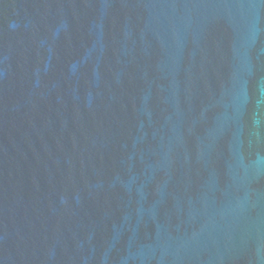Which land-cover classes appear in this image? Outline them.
Instances as JSON below:
<instances>
[{"label":"water","instance_id":"obj_1","mask_svg":"<svg viewBox=\"0 0 264 264\" xmlns=\"http://www.w3.org/2000/svg\"><path fill=\"white\" fill-rule=\"evenodd\" d=\"M0 264H264V0H0Z\"/></svg>","mask_w":264,"mask_h":264}]
</instances>
